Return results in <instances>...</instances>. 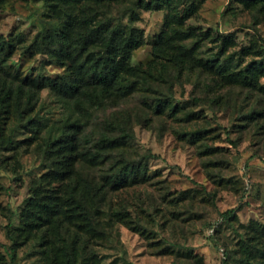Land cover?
Returning a JSON list of instances; mask_svg holds the SVG:
<instances>
[{"label":"rangeland","instance_id":"1","mask_svg":"<svg viewBox=\"0 0 264 264\" xmlns=\"http://www.w3.org/2000/svg\"><path fill=\"white\" fill-rule=\"evenodd\" d=\"M178 8L180 15L194 9L178 27L190 31L185 42L194 45L200 60L221 63L231 75L260 68L254 85L262 91L250 93L248 87L220 78L215 68L197 66L188 81L175 86L174 101L203 118L183 123L155 117L152 125L134 124L135 149L158 156L148 160L155 175L109 196L101 221L105 237L91 239L85 253L80 250L83 255L94 253L101 264H198L192 256L200 264H222L228 250L229 264H239L238 243L251 227L264 226V0H182ZM87 14L142 31L145 43L133 52L132 64L148 61L155 35L170 33L175 22L169 17L166 25L167 10L137 7L134 1L72 10V15ZM65 20L63 9L44 0H0V39L15 45L11 70L21 76H63L65 66L33 43ZM228 34L232 43L222 45ZM129 100L134 108L138 99ZM38 108L44 115L41 132L11 121L13 143L0 149V264L44 263L40 240L22 241L12 262L6 237V226L20 225L27 198L51 168L43 150L60 109L48 89L41 91ZM202 128L208 130L205 142L217 148L213 156L200 155L180 135ZM206 192L215 194L214 204ZM238 205L242 208L235 221L220 216ZM121 206L141 232L110 217V210Z\"/></svg>","mask_w":264,"mask_h":264},{"label":"trees","instance_id":"2","mask_svg":"<svg viewBox=\"0 0 264 264\" xmlns=\"http://www.w3.org/2000/svg\"><path fill=\"white\" fill-rule=\"evenodd\" d=\"M125 1H134L137 7L146 9L167 10L166 25L169 17L175 20L170 33L162 30L155 35L151 57L146 62L131 63L133 52L145 43L141 30L126 29L119 21L93 14L72 15L74 9ZM180 1L44 0L52 8L63 9L66 20L53 31L43 33L33 46L65 66L63 76L19 75L9 64L15 45L0 39V149L13 143L14 129L8 124L11 121L24 124L33 133L41 132L44 115L38 106L43 89L49 90L60 109V117L55 120L43 150V159L51 168L42 174L41 183L27 198L20 225L6 226L12 262L22 241L40 240L43 264H101L94 253L83 255L80 250L85 253L91 239L105 237L101 221L107 214L103 208L109 196L150 181L155 175L148 168V160L158 156L135 149L134 124L152 125L155 117L183 123L203 118L199 112L180 107L174 101L175 86L188 81L194 68H215L220 78L225 76L248 87L250 93L262 91L254 85L260 68L231 75L221 63L198 58L194 45L185 42L190 31L178 27L194 9L180 15ZM231 36H223L222 45L232 43ZM134 97L138 101H134L133 108L127 102ZM202 129L180 135L195 145L200 155L213 156L217 148L205 142L208 130ZM206 195L214 204L215 194ZM241 208L238 205L219 214L226 221H235ZM109 215L142 231L124 206L112 208ZM236 254L239 264H264V226L251 227L238 243ZM192 257L200 264L197 256ZM231 258L226 251L222 264H229Z\"/></svg>","mask_w":264,"mask_h":264}]
</instances>
